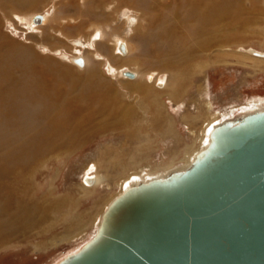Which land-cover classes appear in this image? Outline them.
Here are the masks:
<instances>
[{
	"label": "rangeland",
	"instance_id": "374dc122",
	"mask_svg": "<svg viewBox=\"0 0 264 264\" xmlns=\"http://www.w3.org/2000/svg\"><path fill=\"white\" fill-rule=\"evenodd\" d=\"M196 1L200 6L207 3L206 0ZM27 2L29 0H13L12 3L0 0V48L3 51L9 48L7 63L19 61L22 67H28L25 66L28 62H34L32 71L15 70L12 85L29 84L27 91L21 89L28 98L21 112L25 122L38 128L31 130L34 135L28 137L30 142L25 139L28 146L12 142L14 134H19L12 130L8 135L3 133L4 139H0L1 161L32 167L21 173L27 182L21 191L15 192L14 199L7 197L12 198L8 199L10 207L0 216V233H9L8 242L0 246V264H50L79 247L95 231L97 218L118 194L114 183L139 166L154 168L168 164L175 155L182 157L209 119L205 111L207 102L210 101L215 110L224 112L225 120L244 113L243 108L254 100L259 101L260 108L264 107V58L241 50L252 47L264 52V0H232L239 19L231 12L229 18H220L214 24L215 34L224 33L227 39L220 38L219 43L215 41L199 49L196 37L181 34L183 31L173 35L166 32L177 24L187 26L191 32L189 27L197 23V17L190 11L191 0H33L28 6ZM36 14H49L52 19L31 29L29 21ZM100 28L105 33L101 41L88 39ZM120 38L132 46L125 56L111 48ZM77 55L83 57V66L70 59ZM94 67V74L90 75L89 70ZM46 69L51 72L53 69V75L47 74ZM125 70L137 71L138 75L127 78L122 74ZM81 78L85 82L91 78L106 85L105 91L114 95L109 108L127 107L131 111L130 127L123 125L121 129L106 130L101 126L91 132L86 130L82 141L59 149L54 138L46 135L41 139L51 109L47 106L51 105L50 98L64 102L68 81ZM82 79L77 81L81 83L79 88L72 86L73 99L89 91L80 90ZM32 80L42 84L43 96L31 86ZM159 80L166 82L165 89L155 86V81ZM127 82L144 85V93L132 90ZM169 93L174 97L172 102L167 99V103L175 134L173 131L164 134L167 110L161 127L156 126L151 117L155 111L153 98ZM107 111H100L91 124L94 120L106 119ZM198 113H201L200 118L193 122V116ZM43 118L46 123L40 121ZM73 135L78 136V133ZM54 148L56 151L51 152ZM5 153L14 155L4 157ZM181 163L178 161L174 169L180 168ZM90 164H94V172L101 182L96 187L86 188L82 181ZM15 181L14 177L6 179L11 185ZM18 204L26 205L28 216L16 222L8 221ZM43 215L45 218L41 220Z\"/></svg>",
	"mask_w": 264,
	"mask_h": 264
},
{
	"label": "water",
	"instance_id": "95a60500",
	"mask_svg": "<svg viewBox=\"0 0 264 264\" xmlns=\"http://www.w3.org/2000/svg\"><path fill=\"white\" fill-rule=\"evenodd\" d=\"M50 264H264V107L216 124L183 169L115 195Z\"/></svg>",
	"mask_w": 264,
	"mask_h": 264
},
{
	"label": "bare ground",
	"instance_id": "6f19581e",
	"mask_svg": "<svg viewBox=\"0 0 264 264\" xmlns=\"http://www.w3.org/2000/svg\"><path fill=\"white\" fill-rule=\"evenodd\" d=\"M3 1H4V3H12L13 0H3ZM31 2H33V0H29V2H27L28 3L27 6L31 5ZM191 2L193 5H192V8L190 11H191V13H193L197 17V23H194L189 27L191 29V32H189L187 30L188 28L186 29L187 26L181 27V25H179V24H177L175 26H171L166 32H169V34L173 35L174 33H177L178 31H183L181 34H184L186 36L196 37L197 38L196 43L198 44V42H199V45H196L198 47V49H199V46L200 47L203 46L204 48H206L207 45H210L215 41H217L219 43L221 41V39H224V38L227 39V36H225L224 33L215 34L216 30L214 29V24L220 18H223V19L229 18L231 12H233L235 14V16L237 17V13H239V12L237 11V8L234 7L235 4H232V0L231 1L230 0H206L207 3L204 4L203 6H200V3H198L196 0H191ZM14 3H16V2H14ZM15 5H17V4H15ZM25 5H26V3H25ZM20 7H21V5H20ZM16 14H18V13H16ZM37 15L39 17H36ZM53 16H55V14ZM235 16H233V17H235ZM51 19H52V17L49 14H45L43 16H41L40 14H36L31 19V21H29L30 22L29 26L31 29H35L37 27H40V26H36L39 23L42 22L41 25H45L46 22L48 20H51ZM182 28H183V30H182ZM96 29L97 28H95V30ZM94 31L92 32V34L89 35L88 39L92 38L91 41H93V42L101 41L105 35L104 31L101 30V28H100V31L97 30L95 33H94ZM220 34H222V35H220ZM115 37H118V35H116ZM238 46H241V45H238ZM12 47L13 46H11L10 48H12ZM111 48H112V50L118 49V55L125 56L130 52L132 46H131V43L129 41H127L123 38H120V40H118V41L115 40L114 45ZM7 50H9V48ZM10 50L12 51V49H10ZM241 50L248 51L253 56L264 58V52L259 51V50H255L252 47H248V48L242 47ZM6 51L5 50L3 51L2 48H0V139L4 136L3 133L7 132V135H8L9 132L12 130L15 133H19V134H14L13 139H15L18 135H23V137L21 136V139H18L16 141H13V139H11L12 142H15L18 144L23 142V143H25L26 146H28L26 144V141L27 140L29 141L28 137L33 138L32 135H34V134L31 135V133H32L31 130H35V129L38 130V128L36 126H33L34 124H29L28 122H25L23 120V118H25V117H24L23 113L21 112V108L24 107V105L27 103V99H28L24 94L21 93V89H24L27 91V87L29 86V84L27 83L28 84V86H27L25 84L26 83L25 82L24 86H23V83H20V84H22L21 86H23V87H21L18 84L12 85V81L14 80L13 78L15 76V70H18V69L21 70L22 68H24L28 72L32 71L33 68L31 65H32L33 61H30V64H29V62L28 63L26 62L27 64L25 66H28V67H22L23 63H21L19 61H13L15 63H13V62L7 63L6 59L8 58V56L6 55ZM190 53L186 54V58L189 57ZM75 57L81 58L80 63H76L73 61V59ZM18 59L20 60L19 56H18ZM70 59L72 60V62L76 63L78 66L84 65V59L81 55L70 56ZM17 62H19V63H17ZM94 69H95V67L93 69L91 68L89 70L90 75L94 74ZM125 71H128V70H125ZM45 72L49 75H53V69H52V72L50 70L46 69ZM129 72L131 73L130 75H127L124 73H122V74H123V76H126L127 78H130V79H133L138 75L137 71H134V72L129 71ZM32 77H34V76L32 75ZM150 77H152V79H153V76L150 75ZM80 80L70 79L68 81V83L66 82L68 84V88H69V89H67L66 92H68L69 96L68 95L66 96V94L64 96L63 95L64 91H63L62 95L66 99V100L64 99L65 100L64 102L50 98L49 103L51 102V105L47 106V107L51 106V109L48 112L49 119L47 117L48 122L46 123L44 118L42 120L40 119L41 122L46 123V126H44L45 128L42 127L43 130H45L46 132L43 133V136H41V139H43V137L46 135L49 136L50 138H54L55 141L57 142L56 148H59V149L60 148L62 149V147H66V146L71 147L72 145L74 146L75 144H77V142H80V140L85 136L84 132H86V130L91 132V130L95 129L96 127H101V126L103 127V129L105 128L106 130H115L116 127L120 128V126L125 125V128H127L129 126L128 123H129V118L131 116V111H129V109L127 107L126 108L125 107L120 108V107H118L119 105H116L114 108H109L110 104L113 103L114 95H112L111 92H106L105 91L106 85L104 86L103 84L97 83L98 81H92L90 78L87 82H85V80L82 79L83 83H82V86L80 87V90L87 88V89H89V91L86 92V95L80 94V96H79L80 98L73 99L74 98L73 96H75V95H70L72 92L71 90H75L73 88H77L76 85H78V88H79L80 82L78 83L77 81H80ZM32 82L33 83H31V86L34 87L35 89H37L36 90L37 92L41 93L42 92V89H41L42 84L37 82V81H33V80H32ZM125 84H127V86L134 91L144 93V91H143L145 88L144 85L136 84V83L133 84V83H128V82ZM155 84L154 85L156 87L161 88V89L162 88L165 89V87H166V82L161 81V80H159L157 83L155 81ZM72 86H76V87L72 88ZM78 92H81V91H78ZM41 95L43 96V92ZM155 98L156 97L153 98L154 103H155V111H154V114L151 116L152 120L154 121V123H156V126H158V127L163 126L162 122L164 121V118L162 119V116H163V114H165V110H167L166 111V119H165V124H166V122H167V124L166 125L164 124V126H165L164 134L172 132L173 129L171 128V125H172L174 120L172 118V115L169 114L167 99L172 102V100H174L173 99L174 97L172 94L169 93L168 95L166 94V95H163L161 97H157L158 100ZM69 100H72V101H69ZM155 100H157V101L155 102ZM96 103H98V106H95ZM36 104H35V106H36ZM92 104H93V107H92ZM259 106H260L259 101L254 100L248 106H245L243 108L244 113L248 112L250 110H253V109L260 108ZM37 107H38V105H37ZM37 107H36V109H37ZM140 107L143 109L144 108L143 104H141ZM261 107H262V105H261ZM24 109H26V108H24ZM34 109H35V107H34ZM34 109L32 111H34ZM38 110H40V109H38ZM104 110H108L106 113L107 118L106 119L104 118V120H106V121L104 122L103 119L101 121H98V120L95 121L94 120V123L91 124L92 118L94 116H96L97 114H99L100 111H104ZM205 111H206V113H208L207 117L209 119L201 127V129L198 131L196 138H194L192 144L188 147V150L182 155V157L177 158L176 157L177 155H175V157L173 159L169 160L168 164H158V166H156L154 168L145 165V166H139V167L135 168L134 170H131L124 177L122 176L123 178L120 179L117 183H114V186L116 188H118V190H119V192L118 191L117 192L120 193L126 187L130 186L131 184H135L139 181H145V180H148V179H151L154 177H163L169 171L183 169L184 167H186L193 160L196 153L208 143L209 137H210V131L212 130V128L218 123H221L223 121H227V120H225L226 115L224 114V112L217 110V109L215 110L213 107V104L210 101L206 103ZM23 112H24V110H23ZM142 114L144 115L143 120L145 121L146 120V114H145L144 109L142 111ZM198 114L199 115L195 114L193 116L194 117L193 122L194 121L197 122V118H200L201 113H198ZM241 114H243V113H241ZM241 114H239L237 116L235 115L234 118H232V119L229 118L230 120L229 119L228 120L233 121L236 119V117L240 116ZM184 117H185V115L183 116V118ZM134 118H135V116H134ZM94 119H95V117H94ZM37 121H39V120H37ZM150 121H151V119H150ZM150 125H152V124H150ZM153 126L155 127L154 124H153ZM119 128L117 130L121 129V128L120 129ZM134 128H137V126L136 127L134 126ZM139 129H141V127ZM98 130H100V129L98 128ZM98 130H94V131L98 132ZM102 131L104 132V130H102ZM75 132L78 133V136L73 135ZM90 132H88V133H90ZM95 133L96 132H94L93 134L95 135ZM173 134H175L174 131H173ZM166 136H168V135H166ZM141 137H143V136H141ZM3 139H4V137H3ZM25 139H27V140H25ZM125 139H126V137H125ZM38 143L40 144V142H38ZM47 144H48V142H47ZM49 148H51V147H49ZM24 149H26V151H27V148H24ZM37 150H38V148L36 149V151ZM54 151H56L55 148L51 152H54ZM22 153L25 154L24 152H22ZM59 153H61V152H59ZM43 154H45V152ZM122 154H124V153H122ZM10 155H14V154H6L5 153L4 157L10 156ZM15 155H19V154H15ZM124 155H123V157H124ZM102 156H103V154H102ZM118 156L121 157V154H119ZM2 157L3 156H0V188H2V190L0 189L2 191V192L0 191V216L4 211L8 210V208L10 207L9 204H11V201L9 203L8 199L11 200L12 198H7V197L8 196L13 197V199H14L15 198L14 197L15 192L17 193L18 190L21 191V189L23 188V185L27 182L25 180L26 178L21 176V173H23V170H25L27 168H32V167H28L27 166L28 164H26V165L20 164L19 163L20 161L18 162L19 164H13V165L8 164V163L4 162L5 161L4 159H3V161H1ZM9 158L10 157H7L6 159H9ZM107 161H109V159ZM178 161L182 162L181 167L174 169L176 166H178L177 165ZM106 169H109V168H106ZM94 170H95L94 164H90L85 169L84 178H83L84 182L82 181V184L84 185V187H86V188H89V187L91 188L94 186L96 187V185H98L101 182L98 173L94 172ZM96 171H98V170H96ZM96 173H97V175H96ZM9 177L15 178L16 181H15V183H13V185L7 184L6 179ZM16 177H17V179H16ZM14 202L15 201H13V204H14ZM18 205L19 206H18V208H16V211L9 215L8 221L11 222V220H15V222H16L18 220H22L23 217L25 218L26 216H28L27 210H25L26 205H23V204H18ZM44 218H45V215H43L41 220H43ZM100 218H101V215L96 220V222H97L96 226H98ZM41 220L38 219V223H40ZM1 227L2 226L0 225V228ZM8 234L9 233H7V232L6 233H0V246L3 245L4 243L8 242V240H9Z\"/></svg>",
	"mask_w": 264,
	"mask_h": 264
}]
</instances>
